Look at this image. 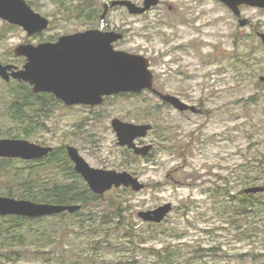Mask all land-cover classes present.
Instances as JSON below:
<instances>
[{
    "label": "rangeland",
    "instance_id": "obj_1",
    "mask_svg": "<svg viewBox=\"0 0 264 264\" xmlns=\"http://www.w3.org/2000/svg\"><path fill=\"white\" fill-rule=\"evenodd\" d=\"M27 1L51 26L29 36L0 19L3 63L23 62L14 53L21 43L38 44L91 25L75 11L78 0ZM107 1L92 3L102 9ZM132 1L142 5L144 0ZM240 10L252 25L240 26L219 0H164L142 16L120 7L109 15L115 24H131L134 31L126 45L152 59L157 87L166 83L174 91L167 92L201 106L202 114L165 109L158 98L143 93L114 95L97 107L59 105L39 123L19 124L6 114L10 85L0 78V132L6 137L23 135L28 128L30 135L22 138L54 147L74 145L90 165L128 171L145 184L141 191L122 186L105 194L100 211L109 214L103 218L108 232L102 236L110 241L103 239L105 245L95 248L104 259L99 264H159L151 248L174 254L177 264H264V192L255 193L259 215L249 217L241 214L240 196L247 187L264 185V42L259 35L264 33V8L242 5ZM115 117L152 122L155 130L146 141L155 140L154 153L145 158L128 154L117 143L111 125ZM26 165L16 161L9 167ZM2 174L0 191L12 180ZM62 174L51 170L54 177ZM117 202L123 203L122 218L116 215ZM166 203L173 208L161 223L138 215ZM77 240L79 249L85 240Z\"/></svg>",
    "mask_w": 264,
    "mask_h": 264
},
{
    "label": "water",
    "instance_id": "obj_2",
    "mask_svg": "<svg viewBox=\"0 0 264 264\" xmlns=\"http://www.w3.org/2000/svg\"><path fill=\"white\" fill-rule=\"evenodd\" d=\"M227 5L238 17L240 26L252 25V21L243 18L240 7L249 5L264 8V0H219ZM160 0H144L142 5L132 0H110L104 4L105 19L109 7L125 6L131 14H143ZM0 18L11 24L21 26L28 35H34L50 27V19L36 12L26 0H0ZM264 42V33L259 34ZM122 38L121 33L105 32L100 29L66 34L57 42H45L38 45L20 44L14 49L17 56H26L27 62L22 69L13 64H4L0 60V76L29 82L35 93L54 92L68 104H102L106 96L121 92H140L153 88V73L150 60L141 55L114 49L113 43ZM264 81V75L260 76ZM161 98L172 103L180 110H196L177 96L162 94ZM112 127L117 134L118 144L133 149L137 155L147 156L152 145L140 146L137 138L146 137L152 130V124L126 122L113 118ZM54 150L52 146L38 144L24 138H0V157L36 160L47 156ZM68 156L90 189L101 196L116 187H131L141 191L145 184L128 171L96 168L73 145L67 146ZM246 193L264 192L263 186L247 187ZM80 204H59L36 202L0 195V215H20L36 218L74 213L81 210ZM172 203H166L155 209L140 211L144 221L161 223L172 211Z\"/></svg>",
    "mask_w": 264,
    "mask_h": 264
},
{
    "label": "trees",
    "instance_id": "obj_3",
    "mask_svg": "<svg viewBox=\"0 0 264 264\" xmlns=\"http://www.w3.org/2000/svg\"><path fill=\"white\" fill-rule=\"evenodd\" d=\"M77 3L75 11L80 17L85 11L89 20L96 15L98 8L92 0H78ZM73 5L72 2L71 7ZM6 84L10 85L6 114L14 122L39 123L42 117L50 114V94L34 93L29 86L16 81ZM30 133L26 128L23 135L27 137ZM23 135L10 136L22 138ZM6 136L7 134L0 132V137ZM61 152H65L64 147H56L54 153L36 160L0 158V175L6 172L12 179L0 191L2 195L36 202L82 205L81 210L74 213L63 212L38 218L0 215V264H51L53 258L56 260L55 264H83L84 259L86 264H99L98 261L104 260L98 255L101 249L95 251V248L99 244L105 245L103 239L108 243L110 241L102 236L105 231L108 232L104 229L108 221L103 218L109 217V214L104 215L100 211L105 195L94 193L75 171L67 153ZM16 161H23L27 165L10 169L9 166ZM51 170H59L64 174L54 177ZM240 196L244 205L241 214H247L248 217L251 214L259 215L260 210L257 209L260 202L257 196L245 192H241ZM122 204L117 202V208L115 207L116 215L120 218L123 217ZM68 219H73V222L65 223ZM71 233L74 239L71 238ZM79 238H83L85 243L78 249ZM84 245L88 247V252ZM151 254L157 258L159 264H177L172 253L166 255L163 250L151 248Z\"/></svg>",
    "mask_w": 264,
    "mask_h": 264
},
{
    "label": "flooded vegetation",
    "instance_id": "obj_4",
    "mask_svg": "<svg viewBox=\"0 0 264 264\" xmlns=\"http://www.w3.org/2000/svg\"><path fill=\"white\" fill-rule=\"evenodd\" d=\"M27 1V0H26ZM202 1V0H201ZM27 3L31 6V4L27 1ZM164 4V0H160L159 4L157 6H160ZM157 6H153L151 9H149L148 11H146L145 13L143 14H131L133 16H142L144 14H147L148 12H150L151 10H153L154 8H156ZM32 7V6H31ZM122 8V9H126L127 10V7L125 6H115V7H109L108 9V12H107V15H106V18L103 19L102 16H103V13H104V6L102 9H100L99 7H97V13L94 17H92L90 19L91 21V25L90 27H87L86 29L82 30V31H76V32H73V33H77V32H85V31H88V30H97V29H100L102 31H105V32H110V31H115L117 33H121L122 34V38L116 40L114 43H113V46H114V49L116 50H121V51H125V52H128V53H133V54H141V53H137V52H134L136 50H131V48L129 46H127L126 44L129 41L130 37L132 36V32L134 31L133 29H131V24H128L126 22H123L124 25H118V24H115L116 22H113L111 21V18H110V13L111 11H113L115 8ZM33 8V7H32ZM34 9V8H33ZM86 9V8H85ZM35 10V9H34ZM170 10L173 11L174 8L172 5H170ZM36 11V10H35ZM128 11V10H127ZM38 12V11H36ZM129 12V11H128ZM82 18H85L88 20V17H87V12H83V16H81ZM22 28V27H21ZM27 32V31H26ZM43 33V32H41ZM41 33H38L41 34ZM28 34V33H27ZM68 34H72V33H68ZM34 35H37V34H34ZM63 35H66V34H63ZM63 35H60L59 37L57 38H54V37H50L48 38V40H45V41H41V42H38V44H41V43H45V42H57L59 41V38ZM29 36H33V35H29ZM31 42H27V43H21V44H29ZM31 44H34V45H38V44H35V43H31ZM20 45V44H19ZM143 55V54H141ZM17 56V55H16ZM145 57H147L146 55H143ZM17 57H20L23 59V62L20 64V65H17V64H14V63H4V64H13L15 65L17 68L19 69H22L25 65V63L27 62V57L26 56H17ZM149 58V57H147ZM150 69H151V65H152V59H150ZM2 62V61H1ZM3 63V62H2ZM152 71V69H151ZM153 73V88L152 89H149V88H146V89H143L142 91L138 92V93H134V92H121L119 94H116V95H121L123 97H135V96H138L140 94H143V93H149L151 95H153L154 97L158 98L160 101H159V105H161L163 108L167 109H171V110H175L177 111L178 113H181V114H202L204 113L203 109L201 106L197 105V104H194V103H191L192 105H195L196 106V110H179L177 107H175L172 103L168 102L167 100H164L163 98L160 97V95L158 94V92L162 93V94H169V95H173V96H177L178 98L181 99V97H179V95L177 94H174V93H171V92H167V91H172L168 86L167 84L165 83L164 85H162L161 87L162 88H158L157 86V82H156V77H155V73L152 71ZM1 78V77H0ZM3 80V79H2ZM6 83H10L12 81H16V82H19V83H23V84H26L27 86H29L31 88V90L33 91V86L27 82V81H23V80H18V79H15V78H11L10 81H6L4 80ZM164 90V91H162ZM34 92V91H33ZM174 92V91H172ZM35 93V92H34ZM41 94H50L51 95V108L53 107H56V106H62L64 108H80V107H97L101 104H98V105H91V104H85V103H73V104H68L67 102H65L62 98L58 97L54 92H40ZM39 93V94H40ZM114 96V95H113ZM111 96H108V97H105V100L107 98H109ZM105 100L103 101V103L105 102ZM182 100V99H181ZM102 103V104H103ZM118 118V117H117ZM122 120V119H121ZM125 121V120H123ZM126 122H133V121H126ZM136 123V122H134ZM141 123V122H140ZM144 123H147V124H152L153 125V128L152 130H150L147 134L146 137H143V138H137L136 140V143L140 146H143V145H152V149L151 151L149 152V154L147 156H141V155H137L133 149H130L128 148L127 146H122L128 154L130 155H133L134 158H145V157H148L151 153H154V150L156 148V143H155V140H149L148 142L146 141L147 137L150 136L152 134V132L155 130V126L152 122H142L141 124H144ZM112 125V124H111ZM113 128V127H112ZM114 130V129H113ZM115 132V130H114ZM116 133V132H115ZM117 136V134H116ZM118 143V141H117ZM68 145H71V144H68ZM64 148L65 149V152H61V153H67V156H68V150H67V146ZM74 146V145H73ZM121 146V145H120ZM54 148V150L51 152V153H54L55 151V148L54 146H52ZM77 148V147H76ZM79 150V149H78ZM80 152V150H79ZM81 153V152H80ZM69 157V156H68ZM70 159V158H69ZM71 163L73 164L74 166V163L73 161L70 159ZM75 168V167H74ZM96 168H103V167H96ZM104 169H108V168H104Z\"/></svg>",
    "mask_w": 264,
    "mask_h": 264
}]
</instances>
